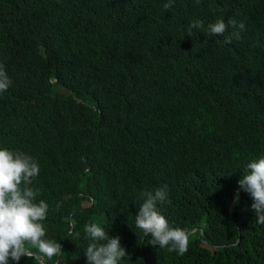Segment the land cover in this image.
Returning <instances> with one entry per match:
<instances>
[{"label":"trees","instance_id":"obj_1","mask_svg":"<svg viewBox=\"0 0 264 264\" xmlns=\"http://www.w3.org/2000/svg\"><path fill=\"white\" fill-rule=\"evenodd\" d=\"M167 2L0 0V148L38 163L28 186L62 246L47 263L86 264L96 223L119 236V264H264L237 183L264 156V0ZM217 20L242 21L240 39L209 36ZM165 185L157 208L188 233L183 256L135 227L141 192Z\"/></svg>","mask_w":264,"mask_h":264},{"label":"clouds","instance_id":"obj_2","mask_svg":"<svg viewBox=\"0 0 264 264\" xmlns=\"http://www.w3.org/2000/svg\"><path fill=\"white\" fill-rule=\"evenodd\" d=\"M173 2L168 0L164 9L171 8ZM195 2L199 4L201 0ZM228 27L233 32L225 37V43H231L233 38L240 39V32L245 30L242 21L229 20L226 24L224 20H217L207 26V34L223 36ZM201 28L202 21L190 22L189 36L193 29ZM10 84L11 80L0 65V93L6 91ZM247 168L249 171L237 182L238 188L251 196L256 221L264 224V156L249 162ZM38 174V163L30 156L0 148V264H9L10 259L19 262L21 257H30L39 264H45V259L58 257L62 253V246L58 242L45 239L46 229L42 222L46 219L48 204L43 200L37 202V192L28 186ZM166 187L141 192L144 199L135 214V227L144 236L150 237L149 244L183 256L188 250V233L184 229L171 227L157 208V202L167 199ZM238 201L239 192L235 197V202ZM84 233L85 238L91 241L84 251L86 264H119L128 257L119 236L109 237L108 231L98 224H85ZM76 235L79 236V233Z\"/></svg>","mask_w":264,"mask_h":264},{"label":"water","instance_id":"obj_3","mask_svg":"<svg viewBox=\"0 0 264 264\" xmlns=\"http://www.w3.org/2000/svg\"><path fill=\"white\" fill-rule=\"evenodd\" d=\"M229 209H230V206L228 207ZM194 228V226H191L189 229H193ZM200 233V232H199ZM53 263V262H52ZM52 263H46L45 262V264H52Z\"/></svg>","mask_w":264,"mask_h":264}]
</instances>
